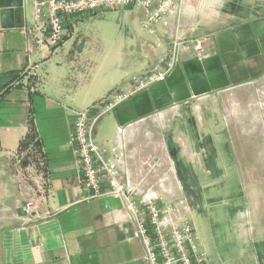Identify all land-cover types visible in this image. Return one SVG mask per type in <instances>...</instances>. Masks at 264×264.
Masks as SVG:
<instances>
[{
	"label": "crops",
	"instance_id": "0c3cea01",
	"mask_svg": "<svg viewBox=\"0 0 264 264\" xmlns=\"http://www.w3.org/2000/svg\"><path fill=\"white\" fill-rule=\"evenodd\" d=\"M182 9L180 34L209 35L204 52H183L165 82L102 117L96 140L109 147L126 127L121 152L130 182L194 207L197 192L181 177L203 185L217 167L219 143L257 145L256 131L264 132V0H184ZM118 10L135 16L136 26L111 49L97 47L93 33L77 26L89 16H78L68 18L51 54L34 28V0H0V264H144L125 205L87 198L69 144L75 112L127 88L161 59L175 31L173 15L151 34L141 7ZM70 73L80 85H70ZM250 128L255 137L243 141L239 133ZM26 201L37 213L24 211ZM260 241L255 264H264Z\"/></svg>",
	"mask_w": 264,
	"mask_h": 264
},
{
	"label": "built area",
	"instance_id": "2783aa9c",
	"mask_svg": "<svg viewBox=\"0 0 264 264\" xmlns=\"http://www.w3.org/2000/svg\"><path fill=\"white\" fill-rule=\"evenodd\" d=\"M183 5L184 0H34V28L42 35L39 43L51 54L62 43L64 24L69 17L138 6L144 12L141 25L151 34L159 25L166 24L169 16L176 18L175 31L161 59L146 72L131 76L127 88L119 85L87 109L75 112L69 135L80 183L90 193L87 198L109 196L123 202L134 224L133 237L143 243L144 264L211 263L194 223L192 202L134 186L126 177L121 152V136L127 128H120L117 138L105 147L96 140V127L117 106L152 85L165 82L178 66L183 52L193 55L204 52L209 35L187 38L180 34ZM24 140L23 144L28 146L29 136ZM148 166L153 170V166ZM157 181L164 184L167 179L158 177ZM104 184L108 187L105 191ZM23 209L28 214L37 213L33 201L24 202Z\"/></svg>",
	"mask_w": 264,
	"mask_h": 264
},
{
	"label": "rangeland",
	"instance_id": "374dc122",
	"mask_svg": "<svg viewBox=\"0 0 264 264\" xmlns=\"http://www.w3.org/2000/svg\"><path fill=\"white\" fill-rule=\"evenodd\" d=\"M90 15L77 26L89 36L93 33V43L101 48L111 49L114 41L136 26L135 16L121 10H106L95 16ZM63 68H68V65ZM63 71L67 74L69 69ZM70 75V85H80L78 78L73 77L75 73ZM35 108L39 121H45L44 108L36 105ZM254 132L250 128L239 134L245 141L255 137ZM259 134L260 143L257 145L250 141L253 139L246 144L229 143L227 147L219 143L217 167L201 179L203 185L193 184L192 179L181 177L197 192L193 218L211 264H255L254 254L262 245L260 240L264 236L262 129L256 131V136ZM21 147L24 149L26 146L23 144Z\"/></svg>",
	"mask_w": 264,
	"mask_h": 264
},
{
	"label": "trees",
	"instance_id": "16d2710c",
	"mask_svg": "<svg viewBox=\"0 0 264 264\" xmlns=\"http://www.w3.org/2000/svg\"><path fill=\"white\" fill-rule=\"evenodd\" d=\"M30 138V137H29ZM25 140L22 141L21 145L24 143Z\"/></svg>",
	"mask_w": 264,
	"mask_h": 264
}]
</instances>
